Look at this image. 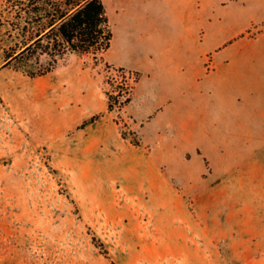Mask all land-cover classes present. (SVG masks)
I'll list each match as a JSON object with an SVG mask.
<instances>
[{
  "label": "crops",
  "instance_id": "obj_1",
  "mask_svg": "<svg viewBox=\"0 0 264 264\" xmlns=\"http://www.w3.org/2000/svg\"><path fill=\"white\" fill-rule=\"evenodd\" d=\"M206 1L176 0L172 15L120 6L124 54L105 58L141 72L120 111L139 143L109 111L87 57L70 52L36 75L0 68V161L23 175L45 152L56 176L79 183L84 217L107 250L80 264H264V157L244 153L264 144V52L250 48L264 31L244 34V71L226 78L223 94L205 92L201 80L234 60L191 71L195 51L183 39L187 30L198 50L209 44L192 7ZM220 49L205 48L204 61Z\"/></svg>",
  "mask_w": 264,
  "mask_h": 264
},
{
  "label": "rangeland",
  "instance_id": "obj_2",
  "mask_svg": "<svg viewBox=\"0 0 264 264\" xmlns=\"http://www.w3.org/2000/svg\"><path fill=\"white\" fill-rule=\"evenodd\" d=\"M104 1L115 33V42L113 38L107 51L112 57L124 54L121 23L123 12L120 9L122 3L130 5L128 12L133 16L146 13L172 15L176 7V0ZM192 7L195 15L200 14V22L205 25L210 41L209 44L201 43L198 50V46L184 29L185 47L189 45L195 51L191 71H203V68L211 71L216 69L218 62L223 61L224 56L234 57L217 74L205 76L201 80L205 92H208L210 86H215L218 93L223 94L226 78L244 71V34L250 29L248 35L253 38L264 31V0H247L246 3L244 0H207L203 7L198 8L197 4ZM17 9V6L13 7L7 0H0V23H4L0 43L4 45L8 43V21H17ZM210 13L213 15L211 21L208 20ZM151 29L154 30L153 27ZM195 30L197 31V27ZM208 46L221 48L217 52L218 61L214 54L208 55L204 61L203 50ZM250 48L264 52V36ZM51 59V55L38 54V57H33L28 63L14 62L13 66L31 72L47 66ZM87 59L91 65L95 64L92 57ZM230 60L227 58V61ZM261 66L264 64L261 63ZM96 69L102 74L107 91H119L116 89V83L122 82L119 72L106 69L103 62H99ZM109 79L114 85L107 81ZM115 110L116 120L118 117L124 118L121 110ZM256 136L258 135L250 134V137ZM135 142H140L138 135H135ZM247 142V135L244 134V145ZM244 153L245 156H258V153H263L264 157V144L254 150H245ZM40 155L41 158L35 162L29 160L30 163L19 167L23 168V175H17L13 170L15 166L8 160L0 161V264H80L84 257L103 252L94 242L93 236L100 241L102 239L97 236L96 228L84 217L80 198L75 193L79 183L67 182L56 176L54 168L46 159L47 154L42 152ZM86 210H91V206H86ZM105 251L107 253L106 247Z\"/></svg>",
  "mask_w": 264,
  "mask_h": 264
},
{
  "label": "trees",
  "instance_id": "obj_3",
  "mask_svg": "<svg viewBox=\"0 0 264 264\" xmlns=\"http://www.w3.org/2000/svg\"><path fill=\"white\" fill-rule=\"evenodd\" d=\"M15 11L16 22L8 21V43H0V68L14 62L28 63L38 54L52 56L47 66L29 72L43 74L57 66L61 59L74 52L92 57L93 67L99 62L106 69L120 73L122 82H117L119 92H108L109 111L122 110L133 99L136 83L141 72L116 66L105 58L111 47L114 29L104 0H7ZM4 23H0V35ZM89 64V62H88ZM111 82L110 79L107 80ZM112 83V82H111ZM114 85V82L112 83ZM99 115L92 117L95 120ZM125 134V133H124ZM94 242L105 251L102 241L93 236ZM112 264H115L114 262Z\"/></svg>",
  "mask_w": 264,
  "mask_h": 264
},
{
  "label": "built area",
  "instance_id": "obj_4",
  "mask_svg": "<svg viewBox=\"0 0 264 264\" xmlns=\"http://www.w3.org/2000/svg\"><path fill=\"white\" fill-rule=\"evenodd\" d=\"M119 91L116 92V94L118 93ZM122 129H123V132L127 135V136H130L134 141H135V134L134 132L132 131V129L130 128L129 126V122L124 119V118H121V117H118V120H117Z\"/></svg>",
  "mask_w": 264,
  "mask_h": 264
}]
</instances>
